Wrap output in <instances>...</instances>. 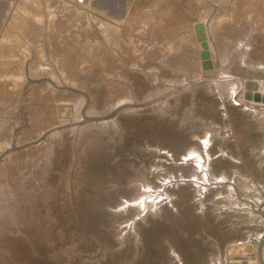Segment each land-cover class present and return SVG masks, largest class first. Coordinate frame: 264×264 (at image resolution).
Instances as JSON below:
<instances>
[{
  "label": "rangeland",
  "instance_id": "obj_1",
  "mask_svg": "<svg viewBox=\"0 0 264 264\" xmlns=\"http://www.w3.org/2000/svg\"><path fill=\"white\" fill-rule=\"evenodd\" d=\"M30 6L0 67V264H260L264 0Z\"/></svg>",
  "mask_w": 264,
  "mask_h": 264
},
{
  "label": "crops",
  "instance_id": "obj_2",
  "mask_svg": "<svg viewBox=\"0 0 264 264\" xmlns=\"http://www.w3.org/2000/svg\"><path fill=\"white\" fill-rule=\"evenodd\" d=\"M13 1L14 0H0V26L3 20L5 19L6 14L8 13L10 5ZM40 1L48 2L50 0H40ZM58 1H62V2L65 1V3H69V2L84 3V2L93 1L97 3L99 9L115 12L118 7V4H120L121 2H126L128 0H81V2H79V0H58ZM32 3H35V0H20V2L18 3V10H17L18 13H16L17 15H15L16 20L11 22V28L8 37L4 35L5 41L2 44L3 47L1 49L2 59L0 60L2 61L0 62V67L3 66L5 67L6 65L10 66V64H7L8 61L11 60L16 61L20 58V56L18 57L17 50H19L20 52L23 49L24 51L31 50L32 48L31 44H34V42L36 41L37 36L35 32H36V28L38 27V23L34 21L35 19L38 20L39 15L42 12H40V10L37 12H34L32 10L30 11V9L28 8L31 7L30 4ZM25 8L26 10L28 9V12L25 10ZM42 36L44 37L43 34ZM10 40H13V42ZM13 66L21 67V65H15V64H13Z\"/></svg>",
  "mask_w": 264,
  "mask_h": 264
},
{
  "label": "bare ground",
  "instance_id": "obj_3",
  "mask_svg": "<svg viewBox=\"0 0 264 264\" xmlns=\"http://www.w3.org/2000/svg\"><path fill=\"white\" fill-rule=\"evenodd\" d=\"M238 82H240L239 83V86L241 87L242 86V83H241V81L239 80ZM237 82V83H238ZM239 95V94H238ZM240 98V101H241V103L242 104H244V105H246L247 106V103H249V102H245L244 101V99L241 97V95L239 96ZM257 104V103H256ZM264 104V103H263ZM252 106V105H251ZM249 107V106H248ZM255 108H256V106H254ZM259 107V106H258ZM254 108V109H255ZM250 109V108H249ZM258 110V112H264V105H263V108H258L257 109ZM255 113V112H254ZM199 160V159H198ZM245 187V186H244ZM257 193V192H256ZM264 194V193H263ZM255 199V198H254ZM251 201V200H250ZM261 200H255L254 202L256 203V205H255V209H252L253 210V212H257V213H259V216L261 215L262 216V218L264 217V201H261ZM249 207V206H248ZM254 208V207H253ZM249 210V209H248ZM250 214H252V213H250ZM251 216V215H250ZM255 217V216H254ZM262 221H263V219H262ZM264 222V221H263ZM261 257H262V259H261ZM259 258L261 259L260 260V264H263V261H264V255H263V253L262 254H260V256H259ZM258 258V259H259Z\"/></svg>",
  "mask_w": 264,
  "mask_h": 264
},
{
  "label": "water",
  "instance_id": "obj_4",
  "mask_svg": "<svg viewBox=\"0 0 264 264\" xmlns=\"http://www.w3.org/2000/svg\"><path fill=\"white\" fill-rule=\"evenodd\" d=\"M123 7H124V2H121L120 4H118L117 10H116L117 13H116V11L113 12V13H114L113 16H115V18H117L118 16L121 15ZM197 30H200V31H201V30H203V29H202V27L199 25V26L197 27ZM204 56H205L206 59L208 58V54H207V53H204Z\"/></svg>",
  "mask_w": 264,
  "mask_h": 264
},
{
  "label": "built area",
  "instance_id": "obj_5",
  "mask_svg": "<svg viewBox=\"0 0 264 264\" xmlns=\"http://www.w3.org/2000/svg\"><path fill=\"white\" fill-rule=\"evenodd\" d=\"M79 2H81V0H79Z\"/></svg>",
  "mask_w": 264,
  "mask_h": 264
}]
</instances>
